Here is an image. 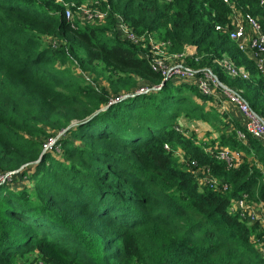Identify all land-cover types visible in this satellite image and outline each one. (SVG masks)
<instances>
[{
    "label": "trees",
    "instance_id": "16d2710c",
    "mask_svg": "<svg viewBox=\"0 0 264 264\" xmlns=\"http://www.w3.org/2000/svg\"><path fill=\"white\" fill-rule=\"evenodd\" d=\"M95 1L109 7L104 25L66 18L62 2L88 0H0V173L17 170L33 181L16 189L0 182V264L27 255L39 264H264V225L229 211L243 194L250 200L258 191L264 200L262 171L243 160L228 168L205 151L227 146L264 167V143L249 133L239 139L242 122L192 81L163 80L144 49L114 28L120 14L137 33L168 41L170 52L194 46L185 62L199 72L221 70L218 60L228 57L249 77L216 69L217 78L264 119V75L216 29L230 24V7L222 0ZM234 1L264 26L259 0ZM183 116L219 135L197 143ZM176 150L209 166L228 190L203 184Z\"/></svg>",
    "mask_w": 264,
    "mask_h": 264
},
{
    "label": "built area",
    "instance_id": "2783aa9c",
    "mask_svg": "<svg viewBox=\"0 0 264 264\" xmlns=\"http://www.w3.org/2000/svg\"><path fill=\"white\" fill-rule=\"evenodd\" d=\"M56 1L62 2V0ZM222 1L230 7V24L224 27L218 25L216 29L224 30L229 38L237 43L238 48L245 52L253 61L257 70L264 74V26L261 23L262 17L260 15H253L250 12H243L236 6L234 0ZM62 5L67 19H73L74 14L71 12V9L76 8L80 17L91 21V23L105 22L107 17L106 10L109 9V7L106 9L101 8L100 3L97 1H89L81 5L62 2ZM259 5L264 6V0H259ZM114 19L115 32L119 38L135 46L142 47L145 50L143 52V57L147 60L150 68L159 73L163 80L169 78L190 80L197 86L201 94L212 96L219 103L222 101L228 102L240 114L242 124L246 130L237 131L239 139L245 140L246 134L249 133L254 138L264 143V119L251 109L237 88L223 84L217 76L208 69L199 72L181 63H167L165 60V53L168 51L170 44L168 41L159 40L148 32L142 34L137 33L120 14H115ZM186 55L187 53L183 51L181 53H174L169 57L183 60ZM218 64L231 78L240 77L242 79H247L249 77L245 68L237 66L231 59H228V57L218 60ZM76 71L80 75L88 78L87 74L82 72L79 68H76ZM161 86L162 82L158 86L155 85L152 87L141 84L136 89L135 93H144L150 89H158ZM175 128L179 132H184L180 125H176ZM53 143L54 140L48 144V147ZM164 148L167 150L170 149L167 143L164 144ZM205 151L211 153L216 160L225 163L228 168L239 166L244 157L243 151L229 147H218L215 150L208 148ZM174 154L203 184L222 192L228 190V184L220 182L211 172L209 166L199 165L197 160L185 158L180 150L174 151ZM229 211L238 213V215L249 224L259 222L260 225H264V207L257 210L256 205L249 201L247 194H243L240 198L233 200L229 206Z\"/></svg>",
    "mask_w": 264,
    "mask_h": 264
},
{
    "label": "rangeland",
    "instance_id": "374dc122",
    "mask_svg": "<svg viewBox=\"0 0 264 264\" xmlns=\"http://www.w3.org/2000/svg\"><path fill=\"white\" fill-rule=\"evenodd\" d=\"M88 1L93 2V0H88ZM71 12L74 14L73 17L75 18L76 22H78L80 24L81 23L91 24V21L82 19L80 17V14H79V12H78V10L76 8L71 9ZM105 23H106V21L102 22L101 24L104 25ZM113 31H114V29H113ZM195 50H196V48H195ZM143 51H145V50H143ZM184 52L187 53V55H192V54L195 53V51H193V50L189 52L188 49H187V51L184 50ZM174 53L175 52H170L169 50L165 53V55H166L165 60L167 61V63L173 64V63L177 62V63H181V64H183V65H185L187 67H191L190 65H188L185 62V59L180 60V59H177V58L169 57L170 55H172ZM217 65H219V64H217ZM205 69H208L209 71H211L215 75L218 74V72H216V69H218L219 72H222L221 71L222 69L220 70L216 65L214 67H205ZM87 77L90 78V75H87ZM140 83H142V81ZM98 84L101 87L105 86V88L108 89V84L106 82H103V81L99 82L98 81ZM199 99L201 101H204V99H201V98H199ZM205 102L208 104L207 100H205ZM215 106L217 108H219V109H222V106H221V104L219 102H216ZM222 118H225V117H222ZM180 119H181V124L184 125V127L188 131L186 133L188 135L192 136V138H195L197 143H200L201 140H208L209 139V137H208L209 135H211V137H213V138H216L219 135V130L216 129V128L211 127L208 124V122H204V121H202V120H200L198 118H195V117H193L191 119V118H186V117L183 116ZM61 133L62 132H60L58 134L60 135ZM49 141L46 142V145H45L46 148L48 147V144H50L52 140L50 142ZM201 146H203L202 143H201ZM58 151H60V147H59ZM243 161H248V162H250L252 164H256L260 168V170L262 171V173H261L262 174L261 175L262 176V181L264 180V167H263L262 163L259 160L256 161V159L253 157V155L252 156L251 155H245ZM28 179L29 178L25 177L19 171L17 172V170H15L12 173L11 172L0 173V182L2 184L6 183V182L10 183V185H12V187L15 188V189L19 188V187H21V186H23L25 184L28 185V186H32L33 185V181H30V179L29 180ZM259 185L260 184L258 182L257 189L259 188ZM249 201H251L252 203H254L256 205L257 210H260V209H262L264 207V200L262 198H259L258 191L254 195H252V198ZM258 212H260V211H258ZM260 242L257 245L262 243V242L261 243ZM259 252L264 253V251L262 249H259ZM14 264H39V263L36 260L32 261L31 258H29L28 255H27L24 258L16 259V262H14Z\"/></svg>",
    "mask_w": 264,
    "mask_h": 264
},
{
    "label": "crops",
    "instance_id": "0c3cea01",
    "mask_svg": "<svg viewBox=\"0 0 264 264\" xmlns=\"http://www.w3.org/2000/svg\"><path fill=\"white\" fill-rule=\"evenodd\" d=\"M187 49H188L189 52L192 51V50L195 51V47L194 46L188 45V46L185 47V50L186 51H187ZM220 104L222 106V109H219L218 108L220 112H227V113H230L231 112V114L234 117H236L240 122H242L241 116L236 112V110L228 102L222 101ZM225 147H227V146H225ZM245 155H246V153H243V156H245ZM243 159H244V157H243Z\"/></svg>",
    "mask_w": 264,
    "mask_h": 264
},
{
    "label": "water",
    "instance_id": "95a60500",
    "mask_svg": "<svg viewBox=\"0 0 264 264\" xmlns=\"http://www.w3.org/2000/svg\"><path fill=\"white\" fill-rule=\"evenodd\" d=\"M101 109H103V108H101ZM67 128H68V127H67ZM67 128H66V129H67Z\"/></svg>",
    "mask_w": 264,
    "mask_h": 264
}]
</instances>
